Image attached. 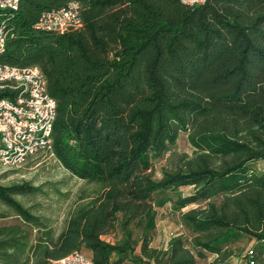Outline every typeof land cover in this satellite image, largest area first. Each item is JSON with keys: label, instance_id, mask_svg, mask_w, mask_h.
I'll use <instances>...</instances> for the list:
<instances>
[{"label": "trees", "instance_id": "1", "mask_svg": "<svg viewBox=\"0 0 264 264\" xmlns=\"http://www.w3.org/2000/svg\"><path fill=\"white\" fill-rule=\"evenodd\" d=\"M68 1L19 0L0 64L41 70L56 102L52 156L99 188L55 235L16 198L39 187L0 183L11 210L0 208V264L75 251L95 264H228L243 239L254 245L242 262L264 264V169L255 166L264 161V0H74L81 28H36ZM181 132L192 154L154 179ZM166 204L190 237L159 249L155 216ZM115 229L120 240L103 238Z\"/></svg>", "mask_w": 264, "mask_h": 264}, {"label": "built area", "instance_id": "2", "mask_svg": "<svg viewBox=\"0 0 264 264\" xmlns=\"http://www.w3.org/2000/svg\"><path fill=\"white\" fill-rule=\"evenodd\" d=\"M206 0H180L194 6ZM19 0H0V50L7 40L6 16L17 9ZM80 4L70 0L59 9L43 12L35 26L58 33L81 28ZM56 102L47 93L46 81L37 66L0 64V166L14 169L30 157L52 156L51 131ZM251 257L253 251L248 250ZM249 264H255L250 260ZM44 264H95L83 252L50 258Z\"/></svg>", "mask_w": 264, "mask_h": 264}, {"label": "rangeland", "instance_id": "3", "mask_svg": "<svg viewBox=\"0 0 264 264\" xmlns=\"http://www.w3.org/2000/svg\"><path fill=\"white\" fill-rule=\"evenodd\" d=\"M193 148L190 145L187 133L181 132L174 147L166 152L164 156L155 161L152 170L154 179H159L162 169L172 167L177 160L187 154L191 155ZM258 169H264V161L255 164ZM26 181L30 185L40 189L34 194L17 195L23 205L41 217L54 230L56 235L64 226L66 219L72 211L80 204L85 203L99 188L95 183H90L65 170L59 162L49 155H40L23 163L18 168L6 169L0 166V183L9 185L16 182ZM4 212L11 214V210L0 204ZM12 217H9L10 220ZM174 234H183L186 239L190 237L189 232L181 225L179 212L173 211L170 204L157 209L155 216V230L151 245L159 249L165 248L169 238ZM109 242L121 239L118 229L103 235ZM254 245V240L243 239L235 246V254L228 264L243 263V254ZM138 252V250H137ZM205 264L207 260L200 261ZM127 264H136L127 261ZM141 264H154L153 262H142Z\"/></svg>", "mask_w": 264, "mask_h": 264}, {"label": "crops", "instance_id": "4", "mask_svg": "<svg viewBox=\"0 0 264 264\" xmlns=\"http://www.w3.org/2000/svg\"><path fill=\"white\" fill-rule=\"evenodd\" d=\"M88 255V254H87ZM207 264V263H206Z\"/></svg>", "mask_w": 264, "mask_h": 264}]
</instances>
